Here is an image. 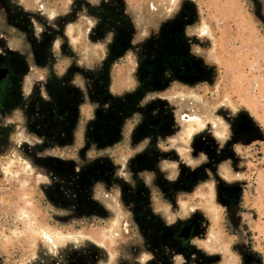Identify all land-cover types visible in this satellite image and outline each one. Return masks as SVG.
Masks as SVG:
<instances>
[{
  "label": "flooded vegetation",
  "instance_id": "af4514ba",
  "mask_svg": "<svg viewBox=\"0 0 264 264\" xmlns=\"http://www.w3.org/2000/svg\"><path fill=\"white\" fill-rule=\"evenodd\" d=\"M50 12L57 14L52 17ZM131 12L125 0H0V157L12 148L14 130L7 119L37 103L25 100L26 81L32 75L45 77L46 82L38 81L33 89H46L54 113L40 111L30 128L42 142L31 147L25 142L20 148L47 170L43 205L51 212L69 214H54L53 220L81 228L102 227L114 222L115 203L127 214L121 223L128 226V234L141 241L137 251L154 256L149 264H172L173 254L194 251L189 246L198 232V215L193 211L187 220L176 218L168 225L157 206L175 215L201 185L215 181L219 201L244 211L248 188L221 184L214 165L184 167L172 141L178 134L175 106L166 94L174 85L192 90L213 86L214 75L201 66L203 73L187 50L168 53L162 25L157 32L150 29L136 45ZM79 22L87 32L81 45L101 49V62L94 69L81 67L76 45L67 34L68 27ZM11 42L16 49L9 47ZM131 62L132 88L113 95L114 70ZM87 107L93 108L92 118ZM219 116L228 135L223 146L204 139L195 143L194 150L207 153L212 163L238 164L243 157L236 150L258 145V130L241 109L232 114L224 108ZM188 119L196 123L197 118ZM216 128L210 126L209 132L214 134ZM166 163L178 166L177 177H169L170 171L163 168ZM98 186L102 197L96 192ZM243 253L247 264L259 261L249 247ZM0 264H6L1 254Z\"/></svg>",
  "mask_w": 264,
  "mask_h": 264
},
{
  "label": "rangeland",
  "instance_id": "374dc122",
  "mask_svg": "<svg viewBox=\"0 0 264 264\" xmlns=\"http://www.w3.org/2000/svg\"><path fill=\"white\" fill-rule=\"evenodd\" d=\"M125 1L134 10L131 14L137 29L136 45L146 38L150 29L157 32L162 25L168 53L187 50L190 58L209 70L207 74L214 75L213 86L192 90L174 85L166 94L175 106L174 128L178 134L172 141L184 167L194 170L201 165H214L218 170L216 180L221 184L248 188L244 211L228 208L219 201L215 181L201 185L193 199L180 204L175 215L158 205L168 225L176 218L187 220L193 211L198 215V232L189 246L194 251L173 254L172 264H247L243 252L250 243L259 260L253 264H264V0ZM56 14L50 12L52 17ZM86 33L81 22L67 29L76 45L74 51L77 50L81 67L94 69L101 62V49L81 45ZM9 47L16 49V44L11 42ZM164 56L162 53L160 60ZM128 64L113 72V95L132 88L135 66L132 62ZM143 72L146 74V70ZM38 81L45 83L46 78L32 75L26 81L24 98L35 99L37 103L32 110L29 103L7 119L14 130L12 148L0 157V254L5 256L6 264L153 262L154 256L137 251L135 246L141 241H134L128 234V226L121 223L127 214L115 203L114 222L91 228L54 221V214L58 217L69 214L58 209L51 212L43 205L42 200L47 196L44 188L49 185L47 170L35 165L20 148L25 142L30 147L42 142L30 128L40 111L54 113L46 89H33ZM146 81H149L147 75ZM80 105L81 102L77 103L75 109ZM224 108H230L232 114L243 110L258 130V145L249 144L244 150L242 147L236 150L243 157L238 164L228 160L212 163L207 153L194 150L195 143L202 144L204 139L210 144L221 142L223 146L228 135L219 113ZM92 109L87 107L89 118ZM185 116L197 118L196 123H189L188 118L186 122ZM209 125L217 127L214 134L209 132ZM177 167L163 164L170 171V178L177 177ZM96 190L98 197H102L103 189L98 186ZM226 213L236 236H230L224 228Z\"/></svg>",
  "mask_w": 264,
  "mask_h": 264
},
{
  "label": "trees",
  "instance_id": "16d2710c",
  "mask_svg": "<svg viewBox=\"0 0 264 264\" xmlns=\"http://www.w3.org/2000/svg\"><path fill=\"white\" fill-rule=\"evenodd\" d=\"M245 204H246V202H245ZM245 204H244V205H245ZM244 210H245V208H244ZM254 213H256V212H254ZM223 225H224V228L226 229V232H227L230 236H236V235H237V233L233 230V228H232V226H231L229 220H228L226 217H224V219H223ZM246 229H247V231H248V228H246ZM247 235L251 236V233H250V232H247ZM249 248L251 249V251H252L254 254H256V252H255V250H254V247L252 246L251 243L249 244ZM257 255H258V254H257Z\"/></svg>",
  "mask_w": 264,
  "mask_h": 264
},
{
  "label": "built area",
  "instance_id": "2783aa9c",
  "mask_svg": "<svg viewBox=\"0 0 264 264\" xmlns=\"http://www.w3.org/2000/svg\"><path fill=\"white\" fill-rule=\"evenodd\" d=\"M186 118H190V117H188V116H185V119H186ZM186 120H187V119H186Z\"/></svg>",
  "mask_w": 264,
  "mask_h": 264
}]
</instances>
